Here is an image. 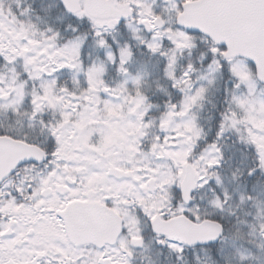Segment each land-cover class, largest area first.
Listing matches in <instances>:
<instances>
[{
    "label": "snow or ice",
    "instance_id": "1",
    "mask_svg": "<svg viewBox=\"0 0 264 264\" xmlns=\"http://www.w3.org/2000/svg\"><path fill=\"white\" fill-rule=\"evenodd\" d=\"M264 257V0H0V264Z\"/></svg>",
    "mask_w": 264,
    "mask_h": 264
},
{
    "label": "trees",
    "instance_id": "2",
    "mask_svg": "<svg viewBox=\"0 0 264 264\" xmlns=\"http://www.w3.org/2000/svg\"><path fill=\"white\" fill-rule=\"evenodd\" d=\"M256 264H264V257H262L260 261H257Z\"/></svg>",
    "mask_w": 264,
    "mask_h": 264
}]
</instances>
